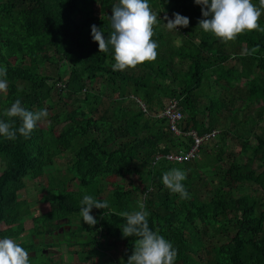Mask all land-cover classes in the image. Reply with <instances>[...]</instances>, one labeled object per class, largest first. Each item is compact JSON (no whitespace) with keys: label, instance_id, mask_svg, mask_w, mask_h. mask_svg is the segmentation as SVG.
<instances>
[{"label":"trees","instance_id":"trees-1","mask_svg":"<svg viewBox=\"0 0 264 264\" xmlns=\"http://www.w3.org/2000/svg\"><path fill=\"white\" fill-rule=\"evenodd\" d=\"M112 2L0 0V66L6 67L8 81L0 119L8 121L4 112L16 99L29 111L43 109L52 91L63 107L70 106L52 115L44 127L38 122L28 139L19 134L14 141L0 137V223L17 222L6 234L0 231V239L12 231L19 235L20 221L30 215L28 208H16V194L25 180L42 176L55 156L76 145L65 168L68 179L50 199L48 210L33 218L42 229L31 233L40 238L39 244L32 238L17 242L34 252L31 264H62L60 249L51 243L64 246L81 264H93L94 252L104 245L120 246L123 251L109 264H127L137 238L122 235L126 220L118 213L139 210L141 203L150 213V229L177 250L175 264H264V198L242 191L252 185L264 194V136L252 130L264 126V33L254 31L221 43L198 26L203 17L194 0H148L158 14L152 37L158 57L135 69L113 71L112 50L99 52L91 35L92 25L102 29L105 39L111 33ZM253 3L261 7L260 0ZM173 13L189 18L187 28H177L182 39L177 47L168 45L161 27L163 15ZM44 63L53 69L51 76L38 72ZM61 64L66 66L63 78L58 73ZM170 99L177 102L183 132L200 137L214 131L218 137L212 146L204 142L213 137L203 141L189 162L154 160L157 154L184 152L192 143L189 137L170 133L156 113L162 101ZM102 103L105 108L99 113ZM225 121L228 126L218 128ZM20 124L15 118L13 127ZM229 135L238 151L222 167L221 156L212 151ZM191 167L212 171L208 182ZM173 168L187 173L183 183L190 198L181 199L159 180L162 171ZM107 178L113 180L114 201L108 209L91 210L97 223L89 227L80 216V202L84 195L97 199L102 190L98 184ZM72 181L82 196L66 190ZM200 182L203 190L194 189ZM75 220L79 224L72 225ZM214 236L224 242L211 245Z\"/></svg>","mask_w":264,"mask_h":264},{"label":"clouds","instance_id":"clouds-1","mask_svg":"<svg viewBox=\"0 0 264 264\" xmlns=\"http://www.w3.org/2000/svg\"><path fill=\"white\" fill-rule=\"evenodd\" d=\"M201 7L203 19L198 21V26L204 32L212 33L221 43L234 42L239 35L261 32L262 15L261 7L264 0H260L261 7H257L253 0H194ZM210 17V18H209ZM112 31L107 39L102 29L96 25L91 26V35L98 44V51L107 54L112 50L115 63L113 71H125L135 69L145 63H152L158 57V44L152 39L155 35L154 28L159 23L158 14L152 10L148 0H119L118 5L112 7L111 16ZM164 24L169 31L189 26V18L178 13H173V19H168ZM258 51L253 48L251 53ZM249 53V54H251ZM7 69L0 66V93H6L8 87ZM4 115L8 121L0 119V137L14 141L17 134L25 139L30 138L37 123L46 119L47 109L29 111L20 99H16L5 110ZM21 122L18 128H14V119ZM187 173L181 169L173 168L162 176L163 185L172 193L179 194L181 199H188L183 181ZM146 199V196H145ZM80 216L89 227L97 221L90 214L93 208L108 209L107 201H99L90 195H84L81 200ZM139 210L122 211L118 213L126 220L121 228L124 237H136L135 247L127 260V264H175L177 250L172 243L153 231L149 227L150 213L143 203L139 204ZM0 264H31L29 252L12 238L0 239Z\"/></svg>","mask_w":264,"mask_h":264},{"label":"rangeland","instance_id":"rangeland-1","mask_svg":"<svg viewBox=\"0 0 264 264\" xmlns=\"http://www.w3.org/2000/svg\"><path fill=\"white\" fill-rule=\"evenodd\" d=\"M118 3H119V0H113V2L111 3V7H113L114 5H118ZM263 11H264V9H263ZM163 17L164 18L167 17L168 19H173V16L168 15V14H164ZM166 23H167V20L165 19V21L161 25V27L164 31H166V39H167L168 45H172L173 47L179 46L182 43V39L180 38V36L178 34V29L176 31L175 30L169 31L166 28V26L164 25ZM13 67L18 72L20 71V67L17 65L16 62L13 63ZM181 67L183 68V65ZM65 68H66V66L64 64H61L59 67V70H58V73H60L62 75V78L65 77L64 76L65 75ZM40 71H44L49 76H51L53 74V69L50 68V65L45 64V63L42 67H39L38 72L40 73ZM4 96H5V93H0V108L2 107ZM49 99L50 100L48 102L44 103V106H43V109H47L48 116L46 119L39 122L40 127H44L45 122H48L49 119L52 117V115H54L55 113L62 111V109L65 110V108L66 109L70 108V106H67V107L62 106V102L58 101V98L55 95L54 91L51 92ZM165 102L166 101L163 100L162 105ZM104 108H105V104L102 103L100 108H99V113H101ZM160 111H161V109H158V111L156 113L159 114ZM217 126H218V128H225L226 126H228V123L225 121V122H222L220 126H219V124ZM252 127H253L252 130H254L257 134L264 136V126L263 125H261V127H256V128L254 126H252ZM218 128H216V129H218ZM217 139H218V137H213L212 140H208V141L204 142V144H206L208 146H212L214 143H217ZM76 147H77L76 145H73V147L70 148L69 150H67L65 153L55 156L51 160V165L49 166L48 170H46L42 176H40L34 180H25L24 188L22 190L18 191L16 194V208H20V209L28 208L30 215L28 217L24 216V219H22V221H20V223L18 225V230L22 228V232L19 235H16L17 231L16 232L12 231L11 234L9 235V238L14 239L16 242H18L22 239L23 240L25 239L26 242H30V241H28V240H30L28 238V235H30V236L32 235L31 233H33V228L35 229L34 232H41L42 229H41V227H39L40 225L37 222L38 219L35 222V220H33V218H37L38 216L41 215V213L48 210V203H49L50 199H52L54 196H56L57 191H59L63 187L64 180L68 179V177L64 178L65 177V168L68 165L69 161H71ZM213 149H214V151H212L213 154H218L221 156V162L219 164L222 167H226L231 162V157H233L232 155L237 154L238 143L235 139H233L229 135L225 138L223 146H221L220 149H217V147H214ZM209 152H211L210 148H209ZM1 168H2V164L0 163V170H1ZM169 170H171V169H167V170L162 171L160 173V176H159L160 181H162L163 174ZM189 170L192 173L195 172V175L202 176L206 180V182H208L210 175H212L211 174L212 171H208V172L200 171V170L197 171L194 167H191ZM112 181L113 180H111L110 178H107V179H105V181L103 183H101V186L98 184V187L99 188L101 187L102 190H101L100 194L98 195V197H96L99 200L107 201L109 203V206H110V203L112 204L114 201L111 194H110L111 191H113L115 189V187H113L111 185ZM75 183H76L75 181L68 183L66 186V190L76 191V193H78L79 195L82 196L83 191H80L79 189H77ZM193 187H194V189L200 188V190H203V184L201 182L199 184H195ZM245 188L246 187H244L242 191L247 190L246 192L250 193V195L254 199L264 198V194L260 190H258V188L254 187L252 185H249V187H247L248 189H245ZM200 195H201L200 198H202V199L205 198L203 193L200 192ZM90 214L95 219L97 218V216L95 214H92V213H90ZM16 224H17V222L14 219L11 220L10 222H4V223L2 222V223H0V229H2V231L4 230L3 233L6 234V231L11 230ZM77 224H79L78 220L72 221V225H77ZM59 228H62V227H59ZM58 229H57V231H58ZM65 229L67 230V228H65ZM5 238H6V236H5ZM223 242H224V238H221L218 236H214L210 240V244L211 243L220 244ZM50 245L53 246V248H59L60 249V252H59L60 253V260L62 263H64V264H70V263L81 264V263L77 262V260H76V258H74V256L68 255L66 253V249L64 246L56 245V244L53 245L52 243ZM104 247L105 248H103L102 250L100 249L99 251L94 252V257L92 258L93 264H109L110 261H113L119 255V253L121 251H123L122 247H120V246H117L115 248H113V247L107 248L104 245ZM260 253L264 256V251L260 252ZM202 256H203L204 261H205L207 259V255L203 252ZM66 262H69V263H66Z\"/></svg>","mask_w":264,"mask_h":264},{"label":"built area","instance_id":"built-area-1","mask_svg":"<svg viewBox=\"0 0 264 264\" xmlns=\"http://www.w3.org/2000/svg\"><path fill=\"white\" fill-rule=\"evenodd\" d=\"M136 102L141 111L146 112L143 105L139 101ZM159 114V117H163L165 119L170 133H172L175 137H189L192 143L184 152L177 151L176 153L165 154L162 156L157 154L154 156L155 161L159 158H164L166 161L173 163L192 161L197 157L199 146L203 143V141L213 137V135L215 134V132L212 131L199 137L193 131L183 132L180 129V121L182 120V115L179 111V108L177 107V102L174 99L167 100L164 103L163 108Z\"/></svg>","mask_w":264,"mask_h":264},{"label":"crops","instance_id":"crops-1","mask_svg":"<svg viewBox=\"0 0 264 264\" xmlns=\"http://www.w3.org/2000/svg\"><path fill=\"white\" fill-rule=\"evenodd\" d=\"M2 223V222H1ZM34 229V228H33ZM0 231H2V229H0ZM4 231V230H3ZM7 238H9V236H6ZM36 237H38V236H34L33 234H32V236H30V235H28V238L30 239V238H32V240L34 241V243H36L37 245L39 244V240H40V238L38 237V238H36ZM5 238V237H4ZM44 239H45V237H44ZM45 241V240H44ZM70 262V261H69ZM69 262H66V263H69ZM62 264H64V263H62Z\"/></svg>","mask_w":264,"mask_h":264},{"label":"water","instance_id":"water-1","mask_svg":"<svg viewBox=\"0 0 264 264\" xmlns=\"http://www.w3.org/2000/svg\"><path fill=\"white\" fill-rule=\"evenodd\" d=\"M65 228H67L66 226H65ZM63 231V229L62 228H59L58 229V232H62ZM34 255V252H30L29 253V256H33Z\"/></svg>","mask_w":264,"mask_h":264},{"label":"flooded vegetation","instance_id":"flooded-vegetation-1","mask_svg":"<svg viewBox=\"0 0 264 264\" xmlns=\"http://www.w3.org/2000/svg\"><path fill=\"white\" fill-rule=\"evenodd\" d=\"M65 227V226H64Z\"/></svg>","mask_w":264,"mask_h":264}]
</instances>
